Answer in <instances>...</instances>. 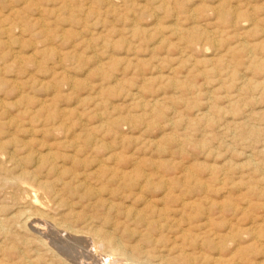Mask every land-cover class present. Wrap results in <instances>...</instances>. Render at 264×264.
I'll use <instances>...</instances> for the list:
<instances>
[{"label": "rangeland", "instance_id": "1", "mask_svg": "<svg viewBox=\"0 0 264 264\" xmlns=\"http://www.w3.org/2000/svg\"><path fill=\"white\" fill-rule=\"evenodd\" d=\"M142 262L264 264V0H0V264Z\"/></svg>", "mask_w": 264, "mask_h": 264}, {"label": "bare ground", "instance_id": "2", "mask_svg": "<svg viewBox=\"0 0 264 264\" xmlns=\"http://www.w3.org/2000/svg\"><path fill=\"white\" fill-rule=\"evenodd\" d=\"M220 2V1H219ZM223 2V1H222ZM113 8V7H112ZM217 11V10H216ZM215 11V12H216ZM228 12V11H227ZM41 13V12H40ZM229 13V12H228ZM229 16H230V14H229ZM193 17V16H192ZM9 30V29H8ZM6 33V32H5ZM7 35V34H6ZM251 52V51H250ZM249 52V53H250ZM238 91V90H237ZM209 101V100H208ZM154 104V103H153ZM157 104V103H156ZM155 105V104H154ZM209 106V105H208ZM151 109V108H150ZM209 110V109H208ZM205 114V113H204ZM209 116V115H208ZM210 117V116H209ZM10 119H12V118H10ZM214 120V119H213ZM18 128V127H17ZM263 129V128H262ZM258 135V134H257ZM11 138V137H10ZM12 139V138H11ZM26 142V141H25ZM2 152V151H1ZM13 153V152H12ZM50 153V152H49ZM88 155V154H87ZM10 156V155H9ZM250 156V155H249ZM36 157H38L37 159H36V165L38 164H42V167L43 168H47V169H49V170H52L53 171V169L55 170V167H54V165L49 161V159H48V161H47V159H43V158H39V156H36ZM5 158V157H4ZM246 158V157H245ZM248 158V157H247ZM53 159V158H52ZM16 161H18V160H16ZM35 161V160H34ZM99 161V160H98ZM101 162V161H100ZM100 164V163H99ZM35 165V166H36ZM101 165V164H100ZM13 166V165H12ZM101 166H105V165H101ZM97 168V167H96ZM99 168H100V166H99ZM98 168V169H99ZM21 169V168H20ZM22 171H24V170H22ZM116 171V170H115ZM30 174V173H29ZM186 174V173H185ZM34 176V175H33ZM148 176H150V175H148ZM57 177V176H56ZM86 177H87V175H86ZM85 177V178H86ZM145 177H147V176H145ZM84 178V179H85ZM122 179V178H121ZM160 179H162V178H160ZM21 180V179H20ZM146 181H147V179H145ZM149 180V179H148ZM150 180H152V179H150ZM149 180V181H150ZM120 182V181H119ZM148 182V181H147ZM162 182V181H161ZM220 183V182H219ZM16 184V183H15ZM21 184V183H20ZM88 184V183H87ZM161 184V183H160ZM166 183H164V185H165ZM26 185V184H25ZM68 185V184H67ZM86 185V184H85ZM157 186V185H156ZM166 186V185H165ZM68 187H70V186H68ZM94 187V186H93ZM143 187V186H142ZM158 187V186H157ZM167 187H169V186H167ZM166 187V188H167ZM78 189L80 188L81 190H83L84 191V194L86 193H89L90 191L85 187V186H83V183L82 184H78V187H77ZM89 188V187H88ZM140 188H141V186H140ZM70 189H71V187H70ZM80 189H79V191H80ZM26 190V192L27 191H29V190H31V189H29V188H26L25 189ZM33 190V189H32ZM143 190V189H142ZM167 191V190H166ZM13 194V193H12ZM22 195V194H21ZM30 195V194H29ZM28 195V196H29ZM100 195V194H99ZM26 196V195H25ZM55 196V195H54ZM25 198V197H24ZM82 198V197H81ZM99 198V197H98ZM27 199V198H26ZM67 199V198H66ZM160 199V198H159ZM35 200L36 199H31L30 200V204H34V202H35ZM50 200V199H49ZM62 201V200H61ZM107 201V200H106ZM29 202V201H28ZM27 202V203H28ZM68 202V201H67ZM96 202V201H95ZM103 202V201H102ZM101 203V202H100ZM110 204V203H109ZM25 205V204H24ZM40 206H41V204H39ZM113 205V204H112ZM152 205V204H151ZM189 205H190V203L189 202H184V201H181L180 202V204H179V206L181 207V208H184V209H189L190 207H189ZM211 205V204H210ZM102 206H104V205H102ZM109 206V205H108ZM108 206H107V208H108ZM110 207V206H109ZM189 207V208H188ZM32 208V207H31ZM37 208V207H36ZM58 208V207H57ZM216 208V207H215ZM26 209V208H25ZM39 209V208H38ZM103 209V208H102ZM158 209V208H157ZM211 209H212V207H211ZM51 210V209H50ZM191 210V209H190ZM237 210V209H236ZM235 210V211H236ZM70 211V210H69ZM47 212V211H46ZM143 212V211H142ZM222 212V211H221ZM38 213V212H37ZM163 213H164V211H163ZM205 213V212H204ZM217 213H219V211L217 212ZM217 213H215V214H217ZM131 214V213H130ZM165 214V213H164ZM72 215V214H71ZM79 215V214H78ZM38 216L40 217V218H42L45 222L43 223V225L44 226H46V225H48V224H50L51 226H53L54 227V230H56V232L57 233H59V232H63L68 238H71V239H73V238H78L80 235L81 236H83L84 235V232H83V234H82V231H80V230H75L74 229V227L72 226V225H70L69 224V222H67L66 223V219H64V218H61V219H59V220H52V219H47V218H43V216L42 215H39L38 214ZM204 216V215H203ZM39 217H36V218H39ZM56 217V216H55ZM145 217V216H144ZM39 218V219H40ZM145 219V218H144ZM205 222L204 223H208L210 220H209V213H207L206 212V214H205ZM89 220V219H88ZM84 221V220H83ZM145 221H146V219H145ZM211 221H212V219H211ZM210 221V222H211ZM40 222V221H39ZM72 222V221H71ZM89 222V221H88ZM134 222V221H133ZM35 225H34V229H36L37 231L38 230H40V224H38V223H34ZM146 224V227H148L150 224L149 223H145ZM232 224V223H231ZM252 224V223H251ZM250 224V225H251ZM139 225V224H138ZM230 225V224H229ZM87 226V225H86ZM161 226V225H160ZM231 226V225H230ZM177 227V226H176ZM210 227V226H209ZM96 229V228H95ZM144 229H145V227H144ZM147 229V228H146ZM159 229V228H158ZM187 229V228H186ZM35 230V231H36ZM178 230H180V229H178ZM189 230V229H188ZM187 230V231H188ZM235 230V229H234ZM255 230V229H254ZM96 231H98V230H96ZM96 231H93V232H95V235L94 234H92L93 236L92 237H94V236H97L98 237V239L101 241V242H103V247H104V249H108V250H110V251H117L119 254L118 255H120L121 257H124V258H126V260L125 261H131V258H129L131 255H129L128 253H126V251H125V249H124V247L123 246H121V244L119 243V241H118V239H114L113 237H111V235H108V234H101L100 232H96ZM177 231V230H176ZM182 231H184V229L182 230ZM3 232V231H2ZM146 232V231H145ZM168 232V231H167ZM237 232V231H236ZM177 233V232H176ZM178 233H180V232H178ZM183 233V232H182ZM184 233H185V231H184ZM230 233V232H229ZM86 234V233H85ZM186 234V233H185ZM252 234V233H251ZM253 234H255V233H253ZM178 235H180V234H178ZM201 235V234H200ZM202 235L204 236V237H208L209 236V231H207V230H204V232H202ZM59 236V235H58ZM80 236V237H81ZM85 237L87 236V235H84ZM142 236V235H141ZM184 236V235H183ZM185 236H187V235H185ZM184 236V237H185ZM248 236V235H247ZM89 237V236H88ZM92 237H91V239H92ZM203 237V238H204ZM232 237V236H231ZM76 238V239H77ZM179 238H181V237H179ZM229 238V237H228ZM254 238H257V237H254ZM152 239V238H151ZM184 240L186 239V238H183ZM187 239H188V237H187ZM186 239V240H187ZM259 239V238H258ZM87 240V239H86ZM174 240V239H173ZM189 240V239H188ZM152 241V240H151ZM254 241H255V239H254ZM257 241V240H256ZM182 242H183V240L181 241V244H182ZM90 243V242H89ZM186 243V242H185ZM184 243V244H185ZM236 243V242H235ZM260 243V242H259ZM95 244V243H94ZM101 244V243H100ZM183 244V245H184ZM187 244V243H186ZM96 245V244H95ZM162 246H163V244H162ZM190 246V245H189ZM181 247H182V245H181ZM239 248V247H238ZM141 249V248H140ZM180 249V248H179ZM185 249V248H184ZM229 249V248H228ZM95 250V249H94ZM139 250V249H138ZM137 250V251H138ZM144 250V249H143ZM186 250V249H185ZM237 250V249H236ZM105 252V251H104ZM179 252H182L181 250H179ZM235 252H237V251H235ZM134 253V252H133ZM186 253V252H185ZM109 254V253H108ZM157 254V253H156ZM219 254V253H218ZM234 254V253H233ZM101 255V254H100ZM116 255V254H115ZM217 255V254H216ZM109 256V255H108ZM111 257V256H110ZM223 257V256H222ZM233 257V255H231V257H229V260L230 261H232L231 260V258ZM56 258V257H55ZM115 258V257H114ZM118 258H120V257H118ZM189 258V257H188ZM236 258V257H235ZM26 259V258H25ZM57 259V258H56ZM28 260V259H27ZM145 260H147V256H146V258H145ZM164 260V259H163ZM191 260V259H190ZM134 261H137V260H134ZM212 261H213V263H218L219 261H222V258H219V257H215V258H213L212 259ZM131 263V262H130ZM136 263H138V262H136ZM145 263V262H144ZM143 262H142V264H144ZM149 263V262H148ZM257 263V262H256ZM261 263V262H260ZM64 264V263H63ZM88 264V263H87ZM135 264V263H134ZM140 264V263H139ZM163 264V263H162Z\"/></svg>", "mask_w": 264, "mask_h": 264}]
</instances>
